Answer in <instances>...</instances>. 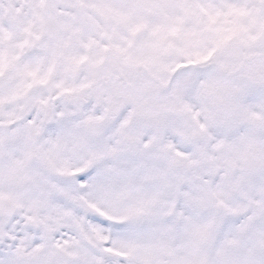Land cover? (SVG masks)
I'll list each match as a JSON object with an SVG mask.
<instances>
[{
  "label": "snow or ice",
  "instance_id": "1",
  "mask_svg": "<svg viewBox=\"0 0 264 264\" xmlns=\"http://www.w3.org/2000/svg\"><path fill=\"white\" fill-rule=\"evenodd\" d=\"M0 264H264V0H0Z\"/></svg>",
  "mask_w": 264,
  "mask_h": 264
}]
</instances>
